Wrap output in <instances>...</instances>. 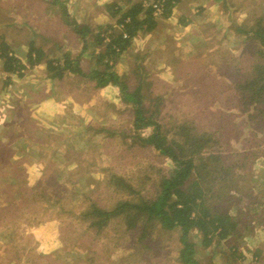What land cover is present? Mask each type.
Wrapping results in <instances>:
<instances>
[{"label":"rangeland","instance_id":"1","mask_svg":"<svg viewBox=\"0 0 264 264\" xmlns=\"http://www.w3.org/2000/svg\"><path fill=\"white\" fill-rule=\"evenodd\" d=\"M180 6L181 18L159 17L149 40L133 41L113 69L130 90L141 87L143 105L172 129L170 137H178L181 123L209 132L213 145L205 153H219L220 162L234 166L219 189L228 191L220 202L240 220L239 235L208 247L193 237L195 259L264 264V125L255 126L252 114L260 108H246L240 90L263 60L262 47L236 29L264 19V0H183ZM178 19L190 26L177 25ZM32 41L50 56L77 57L83 47L59 3L0 0V43L26 61ZM94 63L89 51L80 64L88 72ZM108 86L97 88L77 74L50 80L44 65L26 69L23 77L8 75L0 60V119L12 135L23 133L20 146L27 145L15 164L8 150L0 151V264H186L179 229L153 223L143 235L142 222L128 228L116 218L98 230L85 216L93 204L110 209L121 200L156 195L174 167L153 146L141 144L137 136L147 137L152 128H135L132 105L117 86ZM50 94L66 101L64 114L43 120L52 132L39 139L21 115L41 122L34 104Z\"/></svg>","mask_w":264,"mask_h":264},{"label":"trees","instance_id":"2","mask_svg":"<svg viewBox=\"0 0 264 264\" xmlns=\"http://www.w3.org/2000/svg\"><path fill=\"white\" fill-rule=\"evenodd\" d=\"M154 1H160L163 6L160 16L169 18L182 0ZM60 6L66 22L83 42L81 53L77 57L69 52L50 56L43 47L32 41L24 61L14 54L8 43L1 42L0 60L3 71L8 75L23 77L26 69L44 65L46 77L50 80H61L68 74H77L94 80L97 88L117 86L122 100L133 107L134 127L152 128L147 137L138 135L137 139L141 144L151 145L169 158L174 167L159 182L156 195L137 200H121L110 209L93 204L85 216L91 217V225L97 226L98 230L116 218L125 219L128 228H136L142 222L143 235L148 224L153 223L167 230L179 229L183 245L181 260L186 264H199L194 257L196 242L193 237L198 236L201 243L208 247L213 242L220 243L232 235H239L240 220L220 202L226 198L228 191L224 186L223 191L219 189L220 178L226 175L228 169L233 170L234 166L220 162L224 160L219 153L208 151L213 145V135L209 132L196 133L191 124L181 123L175 127L178 137H170L172 129L157 121L155 115L143 105L141 87L130 90L123 76L113 69L114 64L131 47L135 37L155 30L159 14L156 15L151 6H144L142 1L132 4L126 10L117 2H112L105 9L110 17H117L115 23L92 27L78 23L68 13L66 6ZM179 22L189 24L183 19ZM243 26L244 24L236 28L237 31L249 35L262 47L260 53L263 60L254 65L252 76L240 84L245 107L260 108L256 110L257 115L251 113L255 126L260 128L262 123L264 125V19H258L249 29ZM89 51L96 63L86 72L80 63L82 56ZM10 81L11 77H8V83ZM205 149L209 153H205ZM8 156L12 158L13 155ZM226 178L224 181L228 180V175ZM113 179L122 180L117 176H113Z\"/></svg>","mask_w":264,"mask_h":264},{"label":"crops","instance_id":"3","mask_svg":"<svg viewBox=\"0 0 264 264\" xmlns=\"http://www.w3.org/2000/svg\"><path fill=\"white\" fill-rule=\"evenodd\" d=\"M50 1L53 4L59 3L60 5H71V7L73 6L72 11L68 10L70 8V6H68L66 8L68 10V13L70 15H72V17H74V19L78 23L88 24V25H91L92 27H96L98 25L106 26L107 24H110V23L113 24L117 20V17H115V18L110 17L109 14L107 13L105 8H106V5L108 3L117 2L123 10H126V9L130 8V6L132 4L138 3L141 0H50ZM182 1L177 5V7L174 8L171 16L169 18H167V20L172 19L173 15L176 13H177V16H180L179 18H181V15H180V12H181L180 7L181 6H180V4L182 3ZM157 18H158L157 22L159 25L161 20H159V17H157ZM185 21H188L189 24L184 25L181 22H179V19H178L177 25H179V26L183 25V26H186L185 28H187L188 26H190L191 21H189V20H185ZM162 22H167V21L163 20ZM9 25H11V24H9ZM158 25H157V27H158ZM157 27L151 33L141 34V35L135 37V39H134V42L136 41L135 44L137 42L139 43L141 41H145L146 39L150 38L153 35V33L156 31ZM174 29L180 31V27L175 26ZM180 35L183 36L182 33L181 34L177 33V35H175V36L180 37ZM175 38L178 39L177 37H175ZM134 45L132 43L131 47ZM131 47L126 52H128L131 49ZM105 87L107 88L109 86L107 85ZM2 95H1V97H2ZM59 101H61V100L54 97L53 94H50V96L45 95V98L40 99L38 102H36L34 104V106L36 107V111L39 112V115L41 116L42 121L39 122L34 117H32V118L35 121H33L31 118L29 121L28 120L25 121L23 118L24 115L23 116L21 115V117H22L21 122H23L22 124H24L25 122H29V124L25 125L24 127L26 128L28 126V128L31 132L35 131L34 136L38 137L39 139L47 137V135L52 131L48 130L49 127H47V125H46L47 123H45L43 120H46L50 117H56L58 115L64 114V106L62 105V103H65L66 101H64V102H62V101L59 102ZM21 110H19V111L21 112ZM5 111H8L11 113V111L9 109H5ZM20 112H15V113H17V115L20 116V114H19ZM4 121H2V119H0V124H1V122L4 124ZM11 128L12 127H11V125L8 124V122L6 125L4 124L3 127H1L2 131L0 132V151L8 150L7 154L13 155L12 158H9V156H8V158L13 161V164H15V162H17V161L19 162V158L22 157L24 153H27L26 150H23L24 148L27 147V145L22 144L20 146V144L22 142V141H20L21 137H25V136L23 133L12 135L11 134L12 133ZM40 144L42 145L44 143L41 142ZM18 146H20V148ZM38 164L40 165L41 163H38Z\"/></svg>","mask_w":264,"mask_h":264},{"label":"built area","instance_id":"4","mask_svg":"<svg viewBox=\"0 0 264 264\" xmlns=\"http://www.w3.org/2000/svg\"><path fill=\"white\" fill-rule=\"evenodd\" d=\"M144 6H151L154 8L155 14H159L162 12L163 6L160 4V1H154V0H144L142 1Z\"/></svg>","mask_w":264,"mask_h":264}]
</instances>
